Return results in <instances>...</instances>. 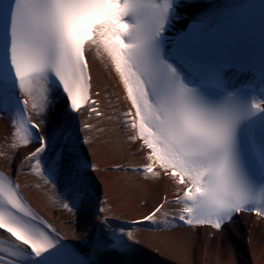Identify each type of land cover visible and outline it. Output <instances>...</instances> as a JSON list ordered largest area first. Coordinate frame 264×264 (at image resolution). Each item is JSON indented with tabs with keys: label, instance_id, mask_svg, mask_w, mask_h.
Segmentation results:
<instances>
[{
	"label": "snow or ice",
	"instance_id": "1",
	"mask_svg": "<svg viewBox=\"0 0 264 264\" xmlns=\"http://www.w3.org/2000/svg\"><path fill=\"white\" fill-rule=\"evenodd\" d=\"M185 6L184 0H0V115L21 145H38L25 160L34 161L32 171L46 183L63 181L65 208L87 207L97 171L84 147L90 141L79 135L93 125H71L81 111L102 115L86 58L95 48L122 82L131 105L123 124L136 130L129 139L146 153V163L131 170L169 178L177 186L173 202L182 205L177 216L161 219L165 197L138 223L221 230L241 212L264 217V57L257 67L243 50L198 40L202 29H212L201 20L169 40ZM32 111L44 119L34 122ZM0 234L9 238H0V264H91L2 170ZM136 243L131 231L112 230L95 251L136 264Z\"/></svg>",
	"mask_w": 264,
	"mask_h": 264
},
{
	"label": "bare ground",
	"instance_id": "2",
	"mask_svg": "<svg viewBox=\"0 0 264 264\" xmlns=\"http://www.w3.org/2000/svg\"><path fill=\"white\" fill-rule=\"evenodd\" d=\"M246 1L185 0L186 6L182 12L191 16L190 20H197L200 16L211 17ZM181 22L188 20L181 19ZM88 55L94 77V97L102 115L98 117L81 111L71 121L74 130L80 129L85 123L93 125L90 129L79 131L80 136L90 141L84 147L97 168L93 173L95 180L87 207L64 212L61 208L55 209L48 205L50 195L60 201L67 200L66 196L61 195L63 181L46 183L44 177L32 171L34 161H26L25 157L38 145L35 141L26 146L21 145L9 119L3 115H0V170L18 181L22 193L57 230L63 242L69 248L86 255L91 264H121L119 256L113 253L97 254L95 251V242L106 238L104 230L108 229L106 224L111 217H116L121 225L128 227L125 232L131 231L134 234L138 242L134 246L136 264H175L183 260L185 264H264V217L251 213L240 217L245 224L241 220H232L221 230L209 225L188 226L177 221L174 222L176 226L170 223L165 227L153 226L148 222L134 224L153 211L164 200L165 193L168 203L157 216L163 219L164 213H167L171 220L174 208L175 213L179 214L182 205L169 202L176 195L177 186L163 174L159 179H152L131 170L146 163V153L140 150V142L134 143L129 139L136 134V130L123 124V114L129 111L130 101L110 60L95 48L89 50ZM35 117L44 119L36 113ZM43 130L48 134L47 123ZM117 164L124 168H115ZM74 226L80 229H71ZM175 236L185 238L191 247L186 252L187 249L174 245L171 251L173 258L170 260L167 241L174 240ZM0 238L9 239L2 234ZM194 255H197V260L192 261ZM164 256L168 260H164Z\"/></svg>",
	"mask_w": 264,
	"mask_h": 264
},
{
	"label": "rangeland",
	"instance_id": "3",
	"mask_svg": "<svg viewBox=\"0 0 264 264\" xmlns=\"http://www.w3.org/2000/svg\"><path fill=\"white\" fill-rule=\"evenodd\" d=\"M8 153V152H7ZM34 172V171H33ZM35 174H37L36 172H35ZM65 201H60V200H58L57 198H55L53 195H50V198L48 199V205L49 206H51V207H53V208H55V209H58V208H61L64 212H74V210L72 209V210H69L68 208H65L64 206H63V203H64ZM68 222V220L67 219H65V222ZM109 223L108 224H106L107 225V228L109 229V231H112V230H120V229H123V230H126V229H128V227L126 226V225H121V223H120V220L119 219H117L116 217H111L110 219H109ZM71 229H73V230H75V231H78L79 229H80V227L79 226H74V227H72ZM108 229H106V230H104L105 232H106V235L105 236H107V234L109 233V231H108ZM173 238H175L174 240L173 239H170L169 241H167V247H168V251L167 252H169L170 253V255H171V251L173 250V248H174V245L176 246V244H178V245H180V247H182V248H184V249H187L186 250V252L188 251V249L191 247L190 246V244L188 243V241L185 239V238H183V237H181V236H175V237H173ZM183 251V250H182ZM185 251V250H184ZM195 256V255H194ZM165 257V256H164ZM189 257V256H188ZM187 257V258H188ZM196 257H197V255L195 256V257H193L192 258V261L193 260H197L196 259ZM170 258V260H172V258H173V256L171 255V257H169ZM164 260H168V258L167 257H165L164 258ZM189 261L191 260L190 259V257H189V259H188ZM240 263V262H239ZM175 264H185V262H184V260L183 261H181V262H179V261H176L175 262ZM187 264V263H186Z\"/></svg>",
	"mask_w": 264,
	"mask_h": 264
}]
</instances>
